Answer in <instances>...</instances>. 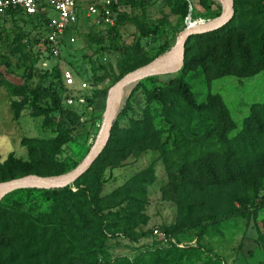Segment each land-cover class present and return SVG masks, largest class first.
Here are the masks:
<instances>
[{"label":"rangeland","instance_id":"obj_1","mask_svg":"<svg viewBox=\"0 0 264 264\" xmlns=\"http://www.w3.org/2000/svg\"><path fill=\"white\" fill-rule=\"evenodd\" d=\"M232 2L242 18L260 17L256 11L259 0ZM190 3L188 15L192 27L208 24L222 15L223 9L216 0H209L208 12L199 6V0ZM124 12L137 19L124 20L120 29L129 54L128 71L161 57L163 54L157 57L155 54L167 39L171 50L166 55L175 50L179 32L172 31L185 24L180 21L174 0H141L136 8L130 6ZM37 23L38 19L23 16L0 17V62L10 60L9 66L0 68V89L22 93L24 68L37 57L29 86L43 104L47 84H40L41 72L58 62L72 70L63 60L67 55L75 65L84 61L86 71L92 70L96 64L89 47L95 49L96 41L84 42L80 36L105 28L83 16L77 33L65 37L67 43L73 36L72 48L65 47L62 57L55 59L43 46L32 44L38 33ZM165 24L170 25L168 37L142 36L144 25L165 27ZM19 34L22 38L18 53L11 54L8 47L18 40ZM101 57L104 63H110L113 78L98 87L81 79L89 88L84 93V104L65 109L68 112L63 119L69 126L78 123L91 102L97 117L102 119L107 90L118 81L121 72V56L111 51ZM182 68L175 74L161 76V81L172 79ZM184 69L198 105L213 96L221 99L230 128L225 137L220 135L216 111L196 112L183 102L174 86L155 92L152 83L142 79L129 85L117 103L114 129L122 131L116 134V144L111 151L101 154L82 179L69 186L67 193L54 201H45L38 192L15 190L7 193L0 203L25 213L31 220L39 216H50L45 221L57 219L64 231L67 228L62 224L69 222L71 216L78 226L85 227V223H79V215L85 222L90 221V209L98 208L103 219L100 227L107 235L104 248H87L94 243L90 238H82V245L77 244L79 254L90 255L89 252L97 250L95 260H91L93 264H264V134L250 119L255 115L256 105L264 104V71L247 78L224 76L211 80L198 67L188 65ZM138 83L139 88L133 92ZM15 97L21 101V96ZM135 127L143 129V135L136 141L132 134ZM98 131L94 123L88 124L82 137L73 142L67 132L58 130L56 116L38 115L23 104L15 109L1 105V161L13 153L16 160L37 164L49 172L64 171L61 174L64 175L83 160ZM225 168L231 175H238L232 182L227 183L231 178H226ZM243 198L250 203L239 204ZM73 202L76 208H69ZM251 203L261 206L252 208ZM232 209H239L238 214L208 221L202 228H187L175 235L168 233L172 228L208 215H224ZM154 230L157 235H153ZM85 234L88 233H81ZM140 235L137 241L131 238Z\"/></svg>","mask_w":264,"mask_h":264},{"label":"trees","instance_id":"obj_2","mask_svg":"<svg viewBox=\"0 0 264 264\" xmlns=\"http://www.w3.org/2000/svg\"><path fill=\"white\" fill-rule=\"evenodd\" d=\"M138 1L140 4L141 0H128L122 3L123 6L120 9V12H118V21L115 26L106 27L104 30L97 33L91 32L80 36L84 42H87L88 39L96 41L97 47L95 49H93L92 46L89 47L92 50V55L95 57L94 61L96 64L92 70L86 71L87 69H85L84 61L81 62L80 65H75L71 60H69L68 55L63 57V60H66L72 67V70L77 78L85 79L92 87H98L105 81L113 78L110 63H104L101 57L102 54L107 52L110 53L111 51L118 52L121 56L119 61L121 72L118 80L126 73L130 72L126 69V62L129 58V54L122 40L123 38L120 29L124 20H137L136 16L129 17L124 10L130 6L132 8H136L138 6ZM261 1L264 0H259V4L256 5V11L259 12L260 17H248L247 15L248 18H242L236 3H234V15L225 26L210 33L190 37L185 45L183 68L178 74L174 75L172 79L165 82L161 81V76H153L145 79V81L152 83L155 92H157L159 88L169 89V87L174 86L183 102L196 112L203 113L216 111L219 119L218 123L220 126V135L223 137H225L230 128H228L229 120H226L227 117L224 114L221 99L218 96H213L210 97L205 104L198 105L195 102L186 82V72L184 68L188 65L195 68L198 67L202 70V73L211 80L224 76L247 78L264 71V5L261 4ZM174 3L175 9H177V14L180 17V21L184 23L185 18L188 16V7L191 4L190 0H174ZM198 4L201 8H203V10L207 12L210 11L209 0H199ZM5 16H23L28 20L31 18L38 19V23L35 25V29L38 30V33L32 40V44L42 45L41 40L42 38H45L47 34V20L44 19L42 15L31 17L24 16L20 13L10 12ZM192 17L196 18L203 16ZM188 24H190V20H187V25ZM169 27V24H165V27L162 25L153 27L150 25H144L143 28L145 29V34L142 36L145 38L161 39L162 36H160V34H162L165 35V37H168V32H170ZM184 27H178L172 32H180ZM76 28L77 27H75V30ZM143 28H141L142 32L144 31ZM76 33L77 32L74 34ZM142 36L139 38H143ZM21 38L22 34H19L18 40L10 43L8 48L11 54L18 53V44ZM105 41H108V44ZM44 44L48 47L46 42ZM68 46L69 48H72V44L69 39L67 43H64L62 50ZM170 47L171 44L167 39L158 46L155 56L157 57L164 54ZM47 50L49 51V48H47ZM170 50L171 48L164 55H166ZM36 63L37 57L30 62L29 66L24 68V73L21 77L22 93H14L15 96H21V101L15 100L12 104V108L15 109L18 104H23V106L31 109L38 115L56 116L58 130L67 132L73 142L77 138L82 137L85 126L88 124L94 123V127L98 129L101 119L97 117L98 113L92 102L87 105L84 112L80 115L76 125L69 126L63 119L65 112H68L67 110L75 109L76 106H67L63 100L64 87L62 84L60 68L57 64L53 65L51 69L41 72L39 82L42 85L47 84L44 88V91L46 92V100L43 104L37 101L35 91L29 86V81L33 78V72L36 69ZM9 65L10 60L0 62V68ZM139 86L140 83L136 85L133 92L136 91ZM255 109V115L251 116L250 119L253 121V124L257 125L258 131L264 134V104L256 105ZM114 125L115 123L113 124L109 141L101 153L103 155L107 151H111L112 145L114 143L116 144V134L121 133L122 131L114 129ZM127 134L128 131H126V135ZM132 134L133 140L136 141L143 135V129L135 127ZM63 172L64 171L49 172L45 171V169H40L37 164L21 162L20 160L13 158V153H9L4 161H1L0 157V182L31 174L38 176H58ZM83 176L77 179L73 184L78 183ZM225 176L226 178H231L227 182L229 183L232 182L238 175H231L229 170L225 168ZM69 186L59 190H25L28 192H38L42 194L45 201H54L63 193H67L69 191ZM21 191L23 190L20 189L16 192ZM78 199L79 198H77L76 203ZM249 203L250 201L247 198L239 200V204L244 206ZM250 206L252 208H260L261 204L251 203ZM69 208H76L74 202L69 205ZM98 210L99 209L94 206L90 209V221L87 222L84 221L81 214L79 215V223H85V227L78 226V222H76L75 217L73 216H71L69 222L64 220L66 224L62 225L67 228V231H64L63 228L60 227L57 219L45 221L47 218H50V216H39L38 218L31 220V218L25 213L15 211L8 204L2 205L0 203V264H93L91 260H95L98 249L100 250L104 248V241L107 238L105 231L100 227V224L103 223V219L100 210ZM238 212L239 209H232L224 215H208L206 218L197 219L192 223L172 228L168 233L175 235L187 228H202L208 221H215L221 217L230 215L235 216ZM84 232H87L88 234L82 236L81 233ZM93 235L94 237L91 238ZM140 237L141 235L131 238L133 241H137ZM82 238H90L94 243L88 244L86 247L88 248L89 246H92L94 248L95 246L97 250L95 249L93 252H89L88 254L90 255H86V253H77V244L82 245ZM80 250L83 251L85 249L81 248ZM113 264L121 263L117 262Z\"/></svg>","mask_w":264,"mask_h":264},{"label":"water","instance_id":"obj_3","mask_svg":"<svg viewBox=\"0 0 264 264\" xmlns=\"http://www.w3.org/2000/svg\"><path fill=\"white\" fill-rule=\"evenodd\" d=\"M216 1L221 5L222 9L225 10L224 15L222 17L220 16L215 21L209 22L208 24H201L197 27H192L190 24L185 26L176 37V45L178 49L177 54L172 62L167 64L159 63L160 58L164 56L163 54L161 57L153 60L152 62L126 73L107 90L105 109L101 119L99 131L86 156L74 170L67 174L58 176H38L31 174L0 182V200L7 193L20 189H63L69 185H72L77 179L83 176L102 153L109 141L116 116V106L122 97L123 91L132 83L142 79L153 76L175 74L183 66L185 45L190 37L216 31L225 26L232 19L234 15V5L232 0ZM189 18L190 17L188 15L185 18V21Z\"/></svg>","mask_w":264,"mask_h":264},{"label":"built area","instance_id":"obj_4","mask_svg":"<svg viewBox=\"0 0 264 264\" xmlns=\"http://www.w3.org/2000/svg\"><path fill=\"white\" fill-rule=\"evenodd\" d=\"M128 0H0V17L6 14L20 13L24 16L42 15L46 19L47 34L41 42L44 51L60 59L62 47L67 35H73L83 16L96 26L113 27L118 21V12ZM53 12V16L48 13ZM74 41L73 36L69 38ZM47 43L48 47L44 44ZM62 84L64 87L63 100L67 106L85 103V91L89 85L77 78L74 72L65 68L59 62ZM158 231L154 230L153 235Z\"/></svg>","mask_w":264,"mask_h":264},{"label":"crops","instance_id":"obj_5","mask_svg":"<svg viewBox=\"0 0 264 264\" xmlns=\"http://www.w3.org/2000/svg\"><path fill=\"white\" fill-rule=\"evenodd\" d=\"M18 17V16H15ZM5 89V88H4ZM0 89V106L9 107L11 108L12 104L16 100L14 92L10 91L9 89ZM3 137H7L3 135Z\"/></svg>","mask_w":264,"mask_h":264},{"label":"bare ground","instance_id":"obj_6","mask_svg":"<svg viewBox=\"0 0 264 264\" xmlns=\"http://www.w3.org/2000/svg\"><path fill=\"white\" fill-rule=\"evenodd\" d=\"M224 13H225V10H223L221 17L224 15ZM187 20H191V17L189 19H186V21L184 20L185 26L187 25ZM177 49H178L177 45L175 44V50L170 52L168 55H166L162 60L159 61V63L167 64V63L172 62L177 54Z\"/></svg>","mask_w":264,"mask_h":264}]
</instances>
